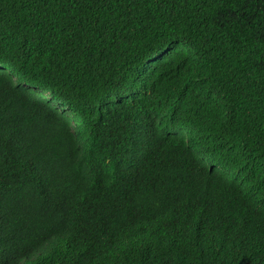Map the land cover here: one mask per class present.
<instances>
[{"label":"trees","instance_id":"1","mask_svg":"<svg viewBox=\"0 0 264 264\" xmlns=\"http://www.w3.org/2000/svg\"><path fill=\"white\" fill-rule=\"evenodd\" d=\"M199 2L0 0V264H264V0Z\"/></svg>","mask_w":264,"mask_h":264},{"label":"clouds","instance_id":"2","mask_svg":"<svg viewBox=\"0 0 264 264\" xmlns=\"http://www.w3.org/2000/svg\"><path fill=\"white\" fill-rule=\"evenodd\" d=\"M175 7H181L184 4H196L198 5L200 2L199 0H173ZM8 64L6 66V68L2 69V71H0V77L3 78V81H6L8 83V86L13 89L14 87H25V82H23L20 79V76H18L16 73L13 72V67L12 64L10 63H5ZM33 91V96L39 97L40 99H45V100H50L49 97L47 96V94L41 93L39 94L37 91H34L33 89L31 90ZM111 163L109 161L105 162V166H109ZM115 166L119 167V168H124V167H129V163L126 162L124 160H120L119 162L115 163ZM105 168H100L99 172H104ZM45 195L47 196V192L45 193Z\"/></svg>","mask_w":264,"mask_h":264}]
</instances>
